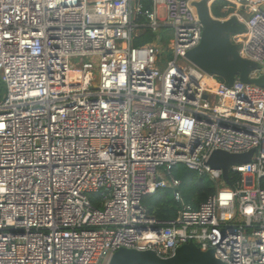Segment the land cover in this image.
Listing matches in <instances>:
<instances>
[{
  "label": "built area",
  "instance_id": "obj_1",
  "mask_svg": "<svg viewBox=\"0 0 264 264\" xmlns=\"http://www.w3.org/2000/svg\"><path fill=\"white\" fill-rule=\"evenodd\" d=\"M200 1L0 0V264H109L122 249L170 258L191 242L224 264H264V88L187 59L203 38ZM224 1L259 79L264 0ZM168 29L162 70L160 42L135 43ZM253 150L230 185L209 164ZM180 165L214 184L198 209ZM165 188L181 208L160 221L143 200Z\"/></svg>",
  "mask_w": 264,
  "mask_h": 264
},
{
  "label": "water",
  "instance_id": "obj_2",
  "mask_svg": "<svg viewBox=\"0 0 264 264\" xmlns=\"http://www.w3.org/2000/svg\"><path fill=\"white\" fill-rule=\"evenodd\" d=\"M209 0L195 3L198 16L205 26L201 44L187 54V59L208 75L224 79L232 85L239 75L242 82L264 87V76L260 79H251L249 76L255 70L252 61L243 59L238 47L232 43L233 35H242L246 32L243 24L237 18L218 19L211 13L213 3ZM207 94L205 98H207ZM255 150L250 153L235 155L224 151L212 154L209 164L212 168L222 169L223 178L231 184L229 172L231 167L251 162ZM109 264H224L216 259L213 250L202 252L191 242L178 248L170 258H162L153 251H137L122 249L115 253Z\"/></svg>",
  "mask_w": 264,
  "mask_h": 264
},
{
  "label": "trees",
  "instance_id": "obj_3",
  "mask_svg": "<svg viewBox=\"0 0 264 264\" xmlns=\"http://www.w3.org/2000/svg\"><path fill=\"white\" fill-rule=\"evenodd\" d=\"M227 6V2L224 0H217L212 5V14L215 18L226 19L231 11H225L224 8ZM154 35L151 33H145L136 40L135 45H145L153 42ZM223 81L222 78H218ZM183 166H177L174 169V176L179 177L182 173ZM184 172V171H183ZM198 175L194 173V179ZM181 192L186 204H189L192 208L198 209L202 204L207 202L208 198L215 193L216 189L214 185L208 180V177H202L198 181L192 180L191 183L184 186L183 180ZM187 184V183H186ZM261 187L264 190V179L261 181ZM183 188V190H182ZM94 204L97 205V200L94 199ZM143 205L148 209L149 213L159 219L160 221H169L177 216L181 205L174 199V194L171 189L165 188L156 191L154 194H148L144 197Z\"/></svg>",
  "mask_w": 264,
  "mask_h": 264
},
{
  "label": "rangeland",
  "instance_id": "obj_4",
  "mask_svg": "<svg viewBox=\"0 0 264 264\" xmlns=\"http://www.w3.org/2000/svg\"><path fill=\"white\" fill-rule=\"evenodd\" d=\"M210 2H209V6L212 4V2L213 1H216V0H209ZM164 11L162 12V16H164ZM228 18H237L235 15H233V13L229 16V17H227L226 19H228ZM237 20H238V22L239 23H241V24H243V21L240 19V18H237ZM143 34V33H142ZM154 35V41L155 42H160V45H161V47H162V49H164V53H166V55L164 56V58H165V60H164V62H163V64H161L160 65V68L163 70L166 66H167V64H168V62H170L173 58H171V56H170V54H167V51H168V49H169V47H170V43H171V41H172V39H173V31L172 30H170V29H168V30H164L163 32H161V33H155V34H153ZM245 38V37H244ZM231 41L232 42H238V41H240V38H239V36L238 35H233L232 37H231ZM6 92H7V89H6V86H5V84L3 83V81H2V76L0 75V98L1 97H4L5 95H6ZM182 170L184 171H182V173L180 174V176L177 178V177H175V178H177V179H179V180H183L184 182H186V183H184V186H190V185H188L189 183H191V181L192 180H199L200 178L198 177L197 178V176H196V179H194L193 177V175H194V171H191V170H189L188 168H186L185 166H183L182 167ZM193 176V177H192ZM209 180V179H208ZM212 183V182H211ZM213 184V183H212ZM214 185V184H213ZM219 186L220 187H222L223 185H222V183L221 182H219ZM182 187V186H181ZM181 189V188H180ZM182 190H183V188H182ZM105 264V263H104Z\"/></svg>",
  "mask_w": 264,
  "mask_h": 264
},
{
  "label": "clouds",
  "instance_id": "obj_5",
  "mask_svg": "<svg viewBox=\"0 0 264 264\" xmlns=\"http://www.w3.org/2000/svg\"><path fill=\"white\" fill-rule=\"evenodd\" d=\"M215 2H216V1H215ZM211 12H212V10H211ZM231 13H233V12H231ZM231 13H230V15H231ZM230 15H229V16H230ZM229 16H228V17H229ZM243 25H244V24H243ZM244 26H245V25H244ZM243 34H244V33H243ZM232 43L235 44V45L238 47V45H237L235 42H232ZM238 52H239V50H238ZM245 60H246V59H245ZM255 70H256V67H255ZM255 70H253V71L251 72V74H250V76H249L250 78H251V76L253 75V72H254ZM238 76H239V75H238ZM215 77H216V76H215ZM236 77H237V76H236ZM262 77H263V76H262ZM262 77H261V78H262ZM217 78H218V77H217ZM239 78H240V77H239ZM251 79H254V80H255L256 78H251ZM259 79H260V78H259ZM240 80H241V79H240ZM220 81H221V80H220ZM223 81H225V80L223 79ZM243 83H244V82H243ZM254 85H255V84H254ZM257 86H258V85H257ZM263 88H264V87H263Z\"/></svg>",
  "mask_w": 264,
  "mask_h": 264
},
{
  "label": "bare ground",
  "instance_id": "obj_6",
  "mask_svg": "<svg viewBox=\"0 0 264 264\" xmlns=\"http://www.w3.org/2000/svg\"><path fill=\"white\" fill-rule=\"evenodd\" d=\"M246 24V23H245Z\"/></svg>",
  "mask_w": 264,
  "mask_h": 264
}]
</instances>
